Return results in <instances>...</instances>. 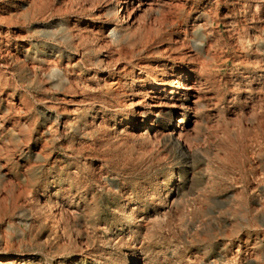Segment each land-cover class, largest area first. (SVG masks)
<instances>
[{"label":"rangeland","instance_id":"1","mask_svg":"<svg viewBox=\"0 0 264 264\" xmlns=\"http://www.w3.org/2000/svg\"><path fill=\"white\" fill-rule=\"evenodd\" d=\"M115 2L0 0V264H264V0Z\"/></svg>","mask_w":264,"mask_h":264},{"label":"bare ground","instance_id":"2","mask_svg":"<svg viewBox=\"0 0 264 264\" xmlns=\"http://www.w3.org/2000/svg\"><path fill=\"white\" fill-rule=\"evenodd\" d=\"M115 1V0H114ZM114 4V3H113ZM117 4H119L120 5V8H121V10H120V12L118 13L117 12V17H120L121 18V21L124 19V17H125V15H126V13H127V11H128V9L129 8H131L132 7V12H134L135 11V8H136V3H135V0H116V2H115V7H116V5ZM139 7V6H138ZM140 7H141V5H140ZM141 9V8H140ZM138 12V11H137ZM133 14V13H132ZM132 19V18H131ZM127 21V20H126ZM118 23V22H117ZM125 23V22H124ZM192 58V57H191ZM143 64V63H142ZM144 69V68H143ZM142 70V69H141ZM139 71V70H138ZM144 71V70H143ZM136 72V71H135ZM166 73V72H165ZM135 74V73H134ZM141 74V73H140ZM170 74V73H169ZM136 78V77H135ZM133 79V78H132ZM155 79V78H154ZM167 80V79H166ZM170 80V79H169ZM157 82H158V84H160V85H163L164 83H166V82H164V79H161V80H156ZM155 82V81H154ZM182 82V81H181ZM181 82L180 83H178V84H175V87H176V89H181V88H183L184 86L183 85H181ZM132 84H134L135 85V81L133 80V82H132ZM183 84H184V81H183ZM134 87V86H133ZM131 88V87H130ZM128 91V90H127ZM136 92V91H135ZM140 92V91H139ZM150 93V92H149ZM134 97V96H133ZM147 97V96H146ZM192 97V96H191ZM148 98V97H147ZM146 117V116H145ZM53 194V193H52ZM55 204V203H54Z\"/></svg>","mask_w":264,"mask_h":264}]
</instances>
